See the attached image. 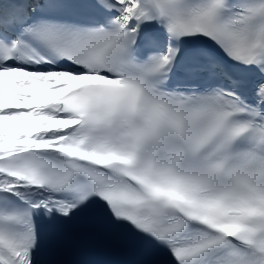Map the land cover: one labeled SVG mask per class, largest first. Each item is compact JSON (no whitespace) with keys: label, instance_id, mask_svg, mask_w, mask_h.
I'll use <instances>...</instances> for the list:
<instances>
[{"label":"snow or ice","instance_id":"1","mask_svg":"<svg viewBox=\"0 0 264 264\" xmlns=\"http://www.w3.org/2000/svg\"><path fill=\"white\" fill-rule=\"evenodd\" d=\"M264 264V0H0V264Z\"/></svg>","mask_w":264,"mask_h":264}]
</instances>
